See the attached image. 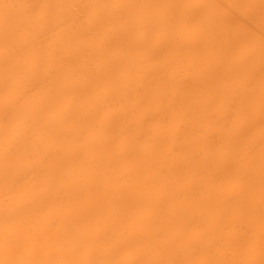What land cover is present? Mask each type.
Here are the masks:
<instances>
[{
    "label": "bare ground",
    "instance_id": "6f19581e",
    "mask_svg": "<svg viewBox=\"0 0 264 264\" xmlns=\"http://www.w3.org/2000/svg\"><path fill=\"white\" fill-rule=\"evenodd\" d=\"M0 264H264V0H0Z\"/></svg>",
    "mask_w": 264,
    "mask_h": 264
}]
</instances>
